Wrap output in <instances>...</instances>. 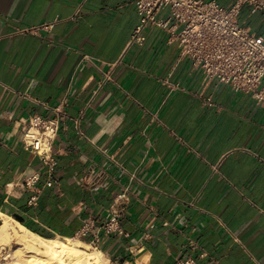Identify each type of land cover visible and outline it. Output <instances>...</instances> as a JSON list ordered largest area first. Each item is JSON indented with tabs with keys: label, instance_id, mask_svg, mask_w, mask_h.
<instances>
[{
	"label": "crops",
	"instance_id": "obj_1",
	"mask_svg": "<svg viewBox=\"0 0 264 264\" xmlns=\"http://www.w3.org/2000/svg\"><path fill=\"white\" fill-rule=\"evenodd\" d=\"M136 1L0 0V224L78 240L106 264H264V107L206 81L178 30L148 25L130 44ZM240 16L264 40V11ZM56 107L45 165L20 127Z\"/></svg>",
	"mask_w": 264,
	"mask_h": 264
},
{
	"label": "built area",
	"instance_id": "obj_2",
	"mask_svg": "<svg viewBox=\"0 0 264 264\" xmlns=\"http://www.w3.org/2000/svg\"><path fill=\"white\" fill-rule=\"evenodd\" d=\"M244 6L250 14L264 11V0H233L228 7L215 0H137L138 23L130 38V44L140 45L142 32L148 25L178 30L175 40L180 55L188 58L198 68L204 79L217 80L234 92L247 93L259 106L264 107V40L238 22ZM166 10L164 21L157 19ZM210 105L209 101H206ZM52 118L33 115L20 127L21 141L25 148L38 156L43 164L52 162V144L59 131L63 110L56 107ZM37 175L28 179L32 185ZM47 185H51L48 181ZM125 193L116 197L114 204L125 200ZM107 234L120 232L118 213L113 212L103 226ZM171 264H195L189 257ZM210 264H219L211 261Z\"/></svg>",
	"mask_w": 264,
	"mask_h": 264
},
{
	"label": "bare ground",
	"instance_id": "obj_3",
	"mask_svg": "<svg viewBox=\"0 0 264 264\" xmlns=\"http://www.w3.org/2000/svg\"><path fill=\"white\" fill-rule=\"evenodd\" d=\"M13 242L10 264H106L99 251L75 239H43L11 218L3 217L0 242Z\"/></svg>",
	"mask_w": 264,
	"mask_h": 264
},
{
	"label": "rangeland",
	"instance_id": "obj_4",
	"mask_svg": "<svg viewBox=\"0 0 264 264\" xmlns=\"http://www.w3.org/2000/svg\"><path fill=\"white\" fill-rule=\"evenodd\" d=\"M245 16H246V14H244V12H243V14L239 17V21L244 20ZM13 248H15V245L13 242H9V243H4L3 241L0 242V264L12 263L11 254H12ZM91 250L95 251L92 248H89L88 251L91 252Z\"/></svg>",
	"mask_w": 264,
	"mask_h": 264
},
{
	"label": "water",
	"instance_id": "obj_5",
	"mask_svg": "<svg viewBox=\"0 0 264 264\" xmlns=\"http://www.w3.org/2000/svg\"><path fill=\"white\" fill-rule=\"evenodd\" d=\"M14 218H15L17 221L21 222V218H20V217H18V216L15 215Z\"/></svg>",
	"mask_w": 264,
	"mask_h": 264
},
{
	"label": "trees",
	"instance_id": "obj_6",
	"mask_svg": "<svg viewBox=\"0 0 264 264\" xmlns=\"http://www.w3.org/2000/svg\"><path fill=\"white\" fill-rule=\"evenodd\" d=\"M241 13V12H240ZM239 16H240V14H239Z\"/></svg>",
	"mask_w": 264,
	"mask_h": 264
}]
</instances>
